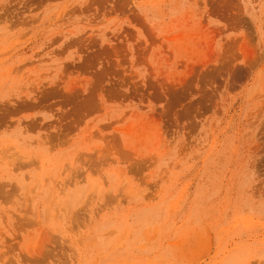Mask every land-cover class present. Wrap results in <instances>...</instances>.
<instances>
[{"label": "rangeland", "instance_id": "rangeland-1", "mask_svg": "<svg viewBox=\"0 0 264 264\" xmlns=\"http://www.w3.org/2000/svg\"><path fill=\"white\" fill-rule=\"evenodd\" d=\"M0 264H264V0H0Z\"/></svg>", "mask_w": 264, "mask_h": 264}]
</instances>
